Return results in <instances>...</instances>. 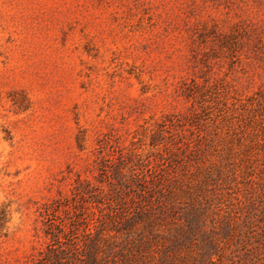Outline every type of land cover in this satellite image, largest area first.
Returning a JSON list of instances; mask_svg holds the SVG:
<instances>
[{
    "label": "rangeland",
    "instance_id": "374dc122",
    "mask_svg": "<svg viewBox=\"0 0 264 264\" xmlns=\"http://www.w3.org/2000/svg\"><path fill=\"white\" fill-rule=\"evenodd\" d=\"M147 170L144 262L264 264V0H0V264L138 239Z\"/></svg>",
    "mask_w": 264,
    "mask_h": 264
},
{
    "label": "trees",
    "instance_id": "16d2710c",
    "mask_svg": "<svg viewBox=\"0 0 264 264\" xmlns=\"http://www.w3.org/2000/svg\"><path fill=\"white\" fill-rule=\"evenodd\" d=\"M131 177L134 185L139 188V192H143L139 195L143 197V200L146 199V196L152 198L158 195L155 201L153 200L155 203L153 207L148 208L147 205L136 211L133 205H126L124 218L121 222L114 224L115 231L118 233L123 227L129 229L137 220L142 221V230L138 239L106 245L105 240L101 242L100 234L88 233L84 242L75 241L67 247L59 236L64 232L63 225L50 224L51 232L47 235L51 237V244L46 247L45 251L39 253L36 260L25 264H158L144 262L136 248L150 241L149 237L153 235L148 234V237L144 233L149 231L158 219L168 216L172 208L162 201L163 190L159 183L157 184L153 180L152 171L147 170L145 173L135 171ZM132 208L133 211L129 212Z\"/></svg>",
    "mask_w": 264,
    "mask_h": 264
}]
</instances>
